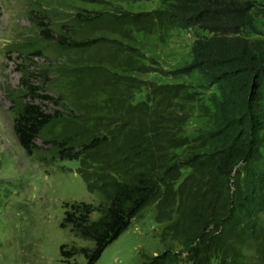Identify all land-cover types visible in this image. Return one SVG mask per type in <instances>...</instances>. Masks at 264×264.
<instances>
[{"label":"rangeland","instance_id":"rangeland-1","mask_svg":"<svg viewBox=\"0 0 264 264\" xmlns=\"http://www.w3.org/2000/svg\"><path fill=\"white\" fill-rule=\"evenodd\" d=\"M250 1L264 7V0ZM166 5L162 0H0V264H87L80 253L67 260L60 255L63 243L93 245L60 222L66 202L90 204L93 219L101 214L106 205L97 188L102 175L89 174L100 164L87 172L77 159H60L51 140L76 130L81 140L94 133L109 136L108 146L101 149L109 155L105 162L113 161V156L121 158L125 137L138 131L147 132L152 148L165 147L164 166L185 164L189 155L205 151V137L215 128L214 115L223 111L225 101L204 72L183 70L191 63L193 40L205 32L169 22L151 33L131 26L117 32L102 24L80 27L75 19L76 13L88 11L139 12ZM38 20L53 37L71 27L75 38L96 43L85 49H60L53 40L41 37ZM243 35L264 43V15L255 16ZM137 80L181 90L176 98H147V85ZM28 84L47 95L38 101L46 110L59 114L35 140L31 155L21 148L13 129L14 118L29 99ZM141 102L145 104L136 108ZM126 123L124 132L115 135ZM169 137L184 144L174 147ZM111 164L109 173L115 176L117 167ZM80 168L91 178L92 189L87 188ZM191 171L183 166L180 180ZM158 213L156 202L144 207L93 264H143L163 250L172 254V264H192L185 244L188 232L171 229L177 211H165L161 221ZM260 220L264 231V215ZM230 243L232 253L216 254L210 264H220L221 258L222 264H264V236L261 241L231 239Z\"/></svg>","mask_w":264,"mask_h":264},{"label":"trees","instance_id":"trees-1","mask_svg":"<svg viewBox=\"0 0 264 264\" xmlns=\"http://www.w3.org/2000/svg\"><path fill=\"white\" fill-rule=\"evenodd\" d=\"M162 1L167 5L159 10L88 11L76 13L75 19L80 27L102 24L117 32L131 26L151 33L167 22L204 31L193 40L192 60L183 70L202 71L218 85L225 101L223 111L214 115L215 128L205 137L208 141L205 151L189 155L185 164L174 162L164 166L161 157L165 147L152 148L147 132L138 131L125 137L127 141L119 151L121 158L112 155L113 161L108 162L104 158L109 155L101 149L108 146L109 136L94 133L81 140L76 130L63 134L59 140H51L60 159H77L87 172L93 170L94 164H100L89 174L102 175L97 188L106 199L95 219L91 218L94 208L90 204L64 203L60 226L93 243L91 247L61 244L60 255L66 260L80 253L87 264L95 263L132 219L152 202H156L159 210V221L165 211L172 208L177 211L171 229L188 232L185 244L192 253V264H210L216 254L229 256L233 251L231 239L261 241L264 236L260 229V217L264 215V43L251 42L243 35L252 27L255 16L264 15V7L250 0ZM45 25L38 20L41 37L53 40L60 49H85L96 43L93 39L75 38L71 27L53 37ZM137 81L147 85V98L159 95L176 98L181 90L177 86ZM27 97L14 118L13 129L21 148L31 155L36 149L35 140L45 127L59 119V114L46 110L38 101L47 99V95L38 94L36 87L29 84ZM126 126L127 123L117 129L115 135L124 132ZM168 141L174 147L184 144L175 137H169ZM109 162L117 167L115 176L109 173ZM183 166L191 167L192 171L180 180ZM78 172L87 188L92 189L88 181L91 178L84 169ZM106 172L110 175L103 174ZM194 241L201 242L194 244ZM143 264H172V254L163 250Z\"/></svg>","mask_w":264,"mask_h":264}]
</instances>
